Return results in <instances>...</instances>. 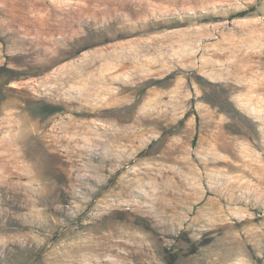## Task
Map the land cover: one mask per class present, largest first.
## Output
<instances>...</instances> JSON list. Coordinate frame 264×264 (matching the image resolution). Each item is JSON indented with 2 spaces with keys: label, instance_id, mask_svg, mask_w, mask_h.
Segmentation results:
<instances>
[{
  "label": "rangeland",
  "instance_id": "rangeland-1",
  "mask_svg": "<svg viewBox=\"0 0 264 264\" xmlns=\"http://www.w3.org/2000/svg\"><path fill=\"white\" fill-rule=\"evenodd\" d=\"M83 2L0 0V264H264V0Z\"/></svg>",
  "mask_w": 264,
  "mask_h": 264
},
{
  "label": "bare ground",
  "instance_id": "bare-ground-1",
  "mask_svg": "<svg viewBox=\"0 0 264 264\" xmlns=\"http://www.w3.org/2000/svg\"><path fill=\"white\" fill-rule=\"evenodd\" d=\"M121 5H124V0H84L83 3H80V7H82V8H85V7L88 8V7L91 6V7L97 8V9H107V8L112 7V6H121ZM48 19H49V17H48ZM76 19H77L76 15L75 14H72V15H67V16L61 17V18H57V20H55V21H59V22L60 21H63V22H73ZM50 20H51V18H50Z\"/></svg>",
  "mask_w": 264,
  "mask_h": 264
}]
</instances>
